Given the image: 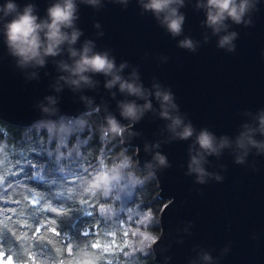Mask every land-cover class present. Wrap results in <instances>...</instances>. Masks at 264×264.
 <instances>
[{"label":"water","instance_id":"95a60500","mask_svg":"<svg viewBox=\"0 0 264 264\" xmlns=\"http://www.w3.org/2000/svg\"><path fill=\"white\" fill-rule=\"evenodd\" d=\"M13 2L18 11L32 4L45 19L57 0ZM198 3L206 0L174 5L185 19L181 33L173 36L138 0H99L96 6L76 0L75 27L82 35L74 45H62L58 55L46 56L43 66L21 64L11 54L4 25L14 13L0 12V119L30 126L97 111L104 131L119 130L122 147L135 148L137 167L153 172L158 197L166 198L158 215L159 235L151 245L155 262L264 264V0L245 14L251 23L228 19L227 27L215 33L206 23V8ZM231 32L237 35L230 51L219 41ZM185 39L192 41L191 48L181 47ZM86 41L92 42V52L114 59L115 74L140 85L144 95L122 92L119 83L106 87L112 76L101 73H85L90 82L72 83L79 78L69 69L79 57H71L69 48L79 51ZM158 91L171 93V102H162ZM129 101L151 107L132 120L121 115L120 104ZM109 117L116 124L110 125ZM176 117L181 124L170 127ZM188 124L192 137L180 139L177 134ZM203 129L213 134L216 152L196 143ZM157 154L166 157L168 166L159 163ZM193 156L205 171L202 183L189 169Z\"/></svg>","mask_w":264,"mask_h":264},{"label":"trees","instance_id":"16d2710c","mask_svg":"<svg viewBox=\"0 0 264 264\" xmlns=\"http://www.w3.org/2000/svg\"><path fill=\"white\" fill-rule=\"evenodd\" d=\"M100 172L107 195L82 194ZM157 180L97 111L19 126L0 119V255L13 264H158ZM4 254V256H3Z\"/></svg>","mask_w":264,"mask_h":264},{"label":"clouds","instance_id":"9594fccd","mask_svg":"<svg viewBox=\"0 0 264 264\" xmlns=\"http://www.w3.org/2000/svg\"><path fill=\"white\" fill-rule=\"evenodd\" d=\"M82 3L96 6L99 0H81ZM116 2L127 3V0H116ZM144 10L151 11L160 23L166 26L167 30L173 35H179L182 31L184 23V15L179 12L178 7L174 5L183 6L184 0H138ZM258 0H206V4L200 5L206 8V23L213 29V32H219L222 27H227L224 23L231 19L236 24H249L251 21H245L243 18L245 14L255 7ZM18 6L13 0H6L3 5H0V12L5 16L14 13L12 18L4 25V34L6 37V44L11 54L19 58V63L27 64L35 62L43 66L46 56L58 55L61 51L62 45L65 43L74 45L78 38L82 35L81 30L75 27L77 16L76 0H57L47 9V17L40 19L34 12V6L28 4L23 8V11L17 10ZM161 14H163L161 18ZM99 27V25H96ZM71 29V31H66ZM237 33L231 32L221 37L219 46H229V50L234 49L232 40ZM91 41H86L81 50L77 51L75 48H69L71 57H79L74 60L70 67L67 64L61 66L69 69L70 72L77 76L78 80H73L72 83L78 84L80 81L84 83L90 82V77L84 75L85 73H101L106 76L111 75L112 79L106 82V87L112 88L119 83V88L122 92L126 91L130 95L143 96L144 93L140 85L123 80L120 75L115 74V62L110 58L106 52H92L90 45ZM181 47H192V41L185 39L180 42ZM124 67L123 64L120 65ZM158 98H162V102H171V93L157 92ZM151 105L145 104L143 107L137 105L134 101L122 102L120 104L121 115L132 120H139L143 114L144 109L150 108ZM162 116L168 117V112L163 111ZM181 119L176 117L172 120L170 127H175L181 124ZM109 124H116L113 117H109ZM261 124L264 125V116L261 117ZM194 132L191 124L185 125L183 130L177 135L180 139H188L192 137ZM196 143L199 147L209 153L216 152L215 138L207 129H203L196 137ZM222 143H226L223 141ZM253 146L260 147L261 145L254 140H249ZM243 147V143H241ZM156 159L162 166H168L166 157L157 154ZM237 163H243V157H237ZM190 171L198 173V180L202 183L205 171L200 167V160L193 156L189 164ZM120 176L114 172H100L87 180L82 188V194L95 195L97 192L107 195L111 192L112 185L118 181ZM220 179V177H217Z\"/></svg>","mask_w":264,"mask_h":264},{"label":"rangeland","instance_id":"374dc122","mask_svg":"<svg viewBox=\"0 0 264 264\" xmlns=\"http://www.w3.org/2000/svg\"><path fill=\"white\" fill-rule=\"evenodd\" d=\"M102 129H103V128H102ZM103 130H104V129H103ZM136 163H137V162H136ZM163 200H165V202H166V198H164ZM1 260H3V259H2L1 255H0V261H1ZM4 261L7 263L6 260H4Z\"/></svg>","mask_w":264,"mask_h":264},{"label":"snow or ice","instance_id":"6c2138e0","mask_svg":"<svg viewBox=\"0 0 264 264\" xmlns=\"http://www.w3.org/2000/svg\"><path fill=\"white\" fill-rule=\"evenodd\" d=\"M3 256H4V254H3ZM7 261V264H13V261H8V260H6Z\"/></svg>","mask_w":264,"mask_h":264},{"label":"flooded vegetation","instance_id":"af4514ba","mask_svg":"<svg viewBox=\"0 0 264 264\" xmlns=\"http://www.w3.org/2000/svg\"><path fill=\"white\" fill-rule=\"evenodd\" d=\"M106 132V131H105ZM107 132H109V131H107Z\"/></svg>","mask_w":264,"mask_h":264}]
</instances>
